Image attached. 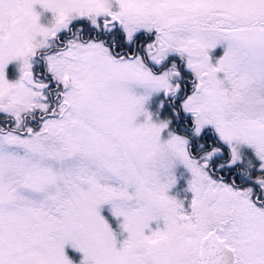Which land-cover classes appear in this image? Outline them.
Listing matches in <instances>:
<instances>
[{
    "label": "snow or ice",
    "instance_id": "1",
    "mask_svg": "<svg viewBox=\"0 0 264 264\" xmlns=\"http://www.w3.org/2000/svg\"><path fill=\"white\" fill-rule=\"evenodd\" d=\"M68 245L264 264V0H0V264Z\"/></svg>",
    "mask_w": 264,
    "mask_h": 264
},
{
    "label": "rangeland",
    "instance_id": "2",
    "mask_svg": "<svg viewBox=\"0 0 264 264\" xmlns=\"http://www.w3.org/2000/svg\"><path fill=\"white\" fill-rule=\"evenodd\" d=\"M217 53L222 54V49H218ZM177 176L179 177L178 184L171 190L170 194L176 195L179 199H185V203L187 204L188 199H190L191 197V193L185 191L187 187V179L189 178V174L184 172V170L181 168L177 171ZM111 207L112 206L110 204L104 205L102 207L101 214L107 219V221L112 226L113 230L117 232L118 240H123L127 236V233H123L120 228V224L123 218L122 217L116 218L115 216H113ZM162 226H163L162 221L159 224L156 221H152L150 224V228L146 229V232L150 233L151 230H154ZM65 251L66 254L69 256V258L73 261V264H80L81 260L83 259L82 252L72 248L70 245L66 246Z\"/></svg>",
    "mask_w": 264,
    "mask_h": 264
}]
</instances>
